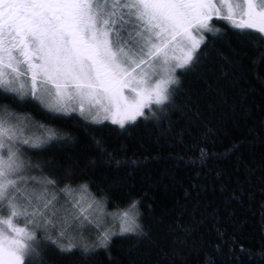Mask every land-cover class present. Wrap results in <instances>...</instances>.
Returning a JSON list of instances; mask_svg holds the SVG:
<instances>
[{
  "label": "trees",
  "instance_id": "16d2710c",
  "mask_svg": "<svg viewBox=\"0 0 264 264\" xmlns=\"http://www.w3.org/2000/svg\"><path fill=\"white\" fill-rule=\"evenodd\" d=\"M212 24L221 31L206 33L196 69L177 72V103L188 108L167 119L149 114L122 128L12 104L39 131L58 134L31 149L34 160L50 161L45 173L63 187L71 169L73 188L86 182L108 211L138 201L146 233L115 230L108 250L87 255L48 244L40 264H264V42L224 19Z\"/></svg>",
  "mask_w": 264,
  "mask_h": 264
},
{
  "label": "snow or ice",
  "instance_id": "6c2138e0",
  "mask_svg": "<svg viewBox=\"0 0 264 264\" xmlns=\"http://www.w3.org/2000/svg\"><path fill=\"white\" fill-rule=\"evenodd\" d=\"M221 13L241 35L255 30L264 42V0H0V98L11 100H0V264H40L48 244L87 255L108 250L111 240L108 230L92 243L77 231L92 205L73 196L71 169L61 187L44 172L50 161H33L25 151L42 148L57 132L28 134L39 122L12 104L35 103L55 117L74 103L81 116L87 106L93 121L102 116L122 128L147 120L146 108L167 119L188 108L177 103V68L196 69L208 47L205 32L221 31L212 24ZM177 49L181 54L173 55ZM34 170L42 175H30ZM137 205L133 200L121 213V233L146 235Z\"/></svg>",
  "mask_w": 264,
  "mask_h": 264
},
{
  "label": "rangeland",
  "instance_id": "374dc122",
  "mask_svg": "<svg viewBox=\"0 0 264 264\" xmlns=\"http://www.w3.org/2000/svg\"><path fill=\"white\" fill-rule=\"evenodd\" d=\"M217 18L223 19V13H221L220 16H213L212 22L214 21V19H217ZM206 33L207 32H205V36H206ZM180 54L181 53L178 49L173 53V55H176V56H178ZM178 69H180V68H177L176 74L178 72ZM125 95H129L128 90H125ZM72 108H77V106L74 103L71 104L69 111L67 113H77L80 115V112L78 109L76 111H72L71 110ZM67 113H61V114H67ZM145 113L147 115H149V110L147 108L145 109ZM94 114H95V112L89 114L87 111V106H86V111H85V114L83 115V117L90 120V121H93L91 119V115H94ZM138 118L139 117H137V119ZM104 121L114 123L111 119H103L102 116L98 121H93V122L97 123V122H104ZM127 123H130V122H127ZM27 132H28V134H31L33 136H43L44 134H46V132L44 133V132L39 131L38 126L35 123H33L31 125V127H29L27 129ZM25 151L27 153V156H29L31 158L33 157L31 149H28L27 146L25 147ZM33 161H35V160L33 159ZM30 175L40 176V175H42V173L34 170L32 173H30ZM73 196L80 198L81 204L84 206H87L88 204L92 205L91 208H89L87 210L88 211V220L84 222L82 229H77V231L83 232L84 239L88 243L94 242L96 240L97 236L100 233L104 232L105 230H108L111 233L114 232L115 230L120 231L121 213L123 211H131L130 209L108 211L106 209V206L104 205V203L101 200H98L89 194L87 188L76 189V191L73 193ZM60 199H61V201H63L66 199V197L60 194ZM73 227H75V225ZM54 234L55 233L53 232V235Z\"/></svg>",
  "mask_w": 264,
  "mask_h": 264
}]
</instances>
